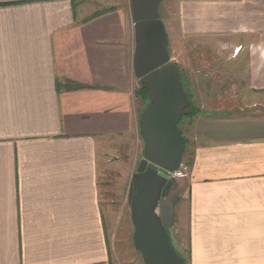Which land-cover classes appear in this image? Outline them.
<instances>
[{
	"label": "crops",
	"instance_id": "obj_1",
	"mask_svg": "<svg viewBox=\"0 0 264 264\" xmlns=\"http://www.w3.org/2000/svg\"><path fill=\"white\" fill-rule=\"evenodd\" d=\"M158 13L174 55L203 43L228 85L188 118L174 238L187 264H264V0ZM134 49L131 0H0V264H111L101 150L141 137Z\"/></svg>",
	"mask_w": 264,
	"mask_h": 264
},
{
	"label": "water",
	"instance_id": "obj_2",
	"mask_svg": "<svg viewBox=\"0 0 264 264\" xmlns=\"http://www.w3.org/2000/svg\"><path fill=\"white\" fill-rule=\"evenodd\" d=\"M159 3L160 0H131L133 72L146 86L149 105L141 114L143 157L129 186L128 200L134 225L133 245L144 264H187L171 227L178 198L167 199V191L172 176L182 166L186 144L178 123L190 101L178 67L169 57Z\"/></svg>",
	"mask_w": 264,
	"mask_h": 264
},
{
	"label": "rangeland",
	"instance_id": "obj_3",
	"mask_svg": "<svg viewBox=\"0 0 264 264\" xmlns=\"http://www.w3.org/2000/svg\"><path fill=\"white\" fill-rule=\"evenodd\" d=\"M183 44V43H182ZM193 50L191 46L182 47L181 53L174 55L172 44L168 43L170 60L178 67L182 86L187 92L190 106L199 108L203 105L214 104L220 107L221 95L227 94L226 76L220 72L222 59L218 58L211 62L203 43ZM170 45V48H169ZM186 47V48H185ZM179 54L181 56L179 57ZM213 65V67H212ZM213 70V71H212ZM236 76H233L235 80ZM211 85L214 89L211 90ZM149 103L143 101L144 106ZM188 108H186L185 112ZM184 112V113H185ZM188 118L183 117L178 128L182 133L188 132ZM188 148L182 159L179 175H173L167 191V198L179 197L186 191L187 161L190 157L191 148L187 138ZM104 141V140H103ZM144 142L141 137L129 133L122 138L105 139L102 144L100 190L101 205L104 221V236L106 247L109 251L111 264H144L142 257L133 245L134 227L130 217V205L128 200L129 186L133 181V175L139 161L142 159ZM169 198V199H170ZM184 253L187 245H183Z\"/></svg>",
	"mask_w": 264,
	"mask_h": 264
},
{
	"label": "trees",
	"instance_id": "obj_4",
	"mask_svg": "<svg viewBox=\"0 0 264 264\" xmlns=\"http://www.w3.org/2000/svg\"><path fill=\"white\" fill-rule=\"evenodd\" d=\"M58 85H59L60 88H63V89H66V90H76V89H81V88L84 87V85L76 83V82H72V81L66 82V83H63V82L62 83H58ZM138 94H139V96L142 99L147 100L148 103H149V99H148V97L146 95V86L143 83H140V89L138 91ZM196 112H197V109L196 108H192L189 105V109H187V111L183 114L181 119L183 117L191 118L194 114H196ZM178 125H179V123H178ZM185 144H186V139H185ZM184 152H186V150Z\"/></svg>",
	"mask_w": 264,
	"mask_h": 264
},
{
	"label": "built area",
	"instance_id": "obj_5",
	"mask_svg": "<svg viewBox=\"0 0 264 264\" xmlns=\"http://www.w3.org/2000/svg\"><path fill=\"white\" fill-rule=\"evenodd\" d=\"M180 174V171H178L175 175H179Z\"/></svg>",
	"mask_w": 264,
	"mask_h": 264
},
{
	"label": "flooded vegetation",
	"instance_id": "obj_6",
	"mask_svg": "<svg viewBox=\"0 0 264 264\" xmlns=\"http://www.w3.org/2000/svg\"><path fill=\"white\" fill-rule=\"evenodd\" d=\"M132 180H133V178H132ZM169 198H170V197H169ZM169 198H168V199H169ZM132 224H133V223H132ZM133 227H134V225H133ZM133 234H134V233H133Z\"/></svg>",
	"mask_w": 264,
	"mask_h": 264
}]
</instances>
